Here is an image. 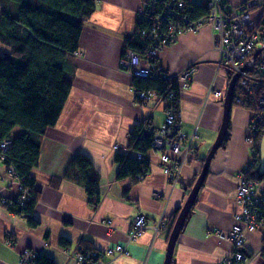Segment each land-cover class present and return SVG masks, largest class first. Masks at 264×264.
I'll list each match as a JSON object with an SVG mask.
<instances>
[{"label":"crops","instance_id":"1","mask_svg":"<svg viewBox=\"0 0 264 264\" xmlns=\"http://www.w3.org/2000/svg\"><path fill=\"white\" fill-rule=\"evenodd\" d=\"M247 1L256 23L264 12V0H229L233 5ZM143 2L94 0L92 13L82 23L78 55L71 57V67L64 71V80L71 87L68 98L56 125L41 137L38 166L31 171L38 191L32 216L37 221L35 226L13 213L12 205L2 202L16 200L18 192L10 180L0 181V264H19L26 249L35 252L38 260L44 258L46 264H78L72 256L77 248L103 252L124 243L138 214L153 223L163 211L169 218L183 205L201 169L200 160L216 139L222 122V100L207 96V88L212 85L225 94L228 72L216 67L213 33L206 27L184 33L175 44L158 51V65L170 76L194 67L190 86L178 91L180 127L183 132H195L194 154L174 187L168 184L158 155L151 150L145 153L148 175L142 181L118 180L115 157L118 153L130 154L126 151L131 132L143 121L159 126L164 112V104L155 99H137L131 90L133 79L118 69L124 41L138 28ZM0 50L6 49L0 45ZM253 54L249 55L250 61ZM241 109L234 107L230 111L228 143L211 163L178 235L170 264H218L230 253L229 242L207 231L228 233L236 225L233 216L238 211L234 196L237 175L247 170L253 156L251 150L249 156L245 141L251 116ZM19 134L21 131L14 133ZM114 145L118 147L113 149ZM78 155L89 160L90 179L97 178L95 204L83 186L66 177ZM5 172L0 164V178ZM263 237L264 227L244 234L243 252L249 258L245 264H262L259 254ZM166 244L165 229L155 240L148 230L128 247L127 255L117 256L110 264H162Z\"/></svg>","mask_w":264,"mask_h":264},{"label":"built area","instance_id":"2","mask_svg":"<svg viewBox=\"0 0 264 264\" xmlns=\"http://www.w3.org/2000/svg\"><path fill=\"white\" fill-rule=\"evenodd\" d=\"M261 6L264 9V2ZM203 7L206 9L205 14L198 17L192 16L194 9ZM250 7L248 1L233 5L229 0H199L198 2L144 0L138 12L137 31L147 41H144L145 44L140 53L126 50L119 61V68L137 80L164 78L179 90L186 89L189 87L194 67L188 66L176 75L170 76L158 65L157 53L162 48L175 44L177 38L186 32L196 33L203 27L208 28L213 33V51L217 54V66L225 67L228 73L237 75L236 95L233 100L236 105L249 107L253 112L249 121L248 140L253 143L264 125V57H257L250 61L249 55L252 54L254 47L264 44V12L259 20L253 23ZM142 23H150V33H145L139 28ZM132 92L137 95L136 90L132 89ZM173 96L172 92H168L161 97L153 91H147L139 96L141 100L152 98L162 102L165 104V112L159 126L150 125L146 121L137 125L139 138L149 141L150 150L158 155L163 174L172 187L178 184L181 170L193 153L191 152L192 144L196 137L194 131L186 133L181 130L180 113L170 105ZM215 96L219 97V93L217 92ZM11 146L12 143L9 140L0 142V156L3 157ZM117 147L114 145L113 149ZM127 152L131 153L138 163L147 165L145 154L130 149ZM252 154L255 155L254 146H252ZM254 163H256L255 159ZM4 168L5 176L1 177L0 181H11L9 184L15 186L18 192L16 202L23 209L32 200L30 191L23 184L22 179L16 175L13 165L4 166ZM147 175L148 170H143L135 180L140 182ZM239 179L240 183L235 192L238 211L234 216L241 225L235 226L229 233L215 232L218 238L226 240L231 245L230 255L218 264H245L249 258L243 252L244 234L263 226L264 175L262 178L252 180L246 177L245 172H242L239 174ZM2 202L12 205V202L8 200H2ZM19 215L25 217L23 213ZM166 221L164 214H161L153 223H149L144 214H138L125 234L124 243L116 244L103 252L80 247L74 250L72 256L78 264H110L115 256L128 254V247L146 231L150 230L155 234L161 231ZM109 223V221L106 222V224ZM37 257L35 252L26 249L20 257L19 264H37ZM106 257L109 260H105Z\"/></svg>","mask_w":264,"mask_h":264},{"label":"trees","instance_id":"3","mask_svg":"<svg viewBox=\"0 0 264 264\" xmlns=\"http://www.w3.org/2000/svg\"><path fill=\"white\" fill-rule=\"evenodd\" d=\"M93 8L94 0H0V45L6 49L0 50V142L11 141L12 146L5 154V164L14 166L16 175L32 196L23 209L16 200H8L12 202L10 209L16 214L23 213L30 226L37 224L32 216L38 191L31 171L38 166L40 139L56 125L68 98L71 87L64 80V71L71 67L70 59L78 49L82 23ZM205 13L204 7L197 8L192 16ZM139 28L150 33L151 25L142 23ZM144 41L147 39H143L136 30L124 41V51L140 53ZM132 89L153 90L161 97L172 92L174 98L170 105L178 111L179 89L171 82L158 78L133 79ZM15 129H19L21 134L14 135ZM263 135L264 125L254 141L256 163L247 170L248 179H259L264 175L258 169L259 143ZM226 141L227 136L222 144ZM128 149L143 154L150 150L149 141L139 138L136 127L129 136ZM115 161L118 164V180L130 178L134 181L143 170H148V166L138 163L131 153H118ZM91 173L89 160L78 155L73 159L66 177L83 186L88 197L93 199L91 203L95 204L98 193L94 180L97 181V178L90 179ZM179 209L167 218V233ZM259 256L264 264V237ZM46 263L44 258L37 262Z\"/></svg>","mask_w":264,"mask_h":264},{"label":"water","instance_id":"4","mask_svg":"<svg viewBox=\"0 0 264 264\" xmlns=\"http://www.w3.org/2000/svg\"><path fill=\"white\" fill-rule=\"evenodd\" d=\"M263 50H264V44L262 45L261 48L256 50V52H254V54L252 55L251 61L257 58ZM236 80H237V75H233L231 79L229 80V84H228L225 98L223 101V116H222V122H221L220 129L218 131L215 141L213 142L212 146L210 147L208 151L207 156L205 157L203 161L201 170L199 174L197 175V178L194 184L192 185V188L190 192L188 193L187 198L185 199L183 205L178 211V214L176 216V219L174 221V224L171 228V231L167 239V245H166L164 260L162 264H170L178 235L195 202L198 192L200 191V189L202 188L204 184V180L209 171L211 160L216 154L217 150L221 148L222 146L223 140L228 130V123H229L230 111H231V99H232L233 88H234ZM258 169H259L260 174H264V135L262 136L260 143H259V167Z\"/></svg>","mask_w":264,"mask_h":264},{"label":"rangeland","instance_id":"5","mask_svg":"<svg viewBox=\"0 0 264 264\" xmlns=\"http://www.w3.org/2000/svg\"><path fill=\"white\" fill-rule=\"evenodd\" d=\"M199 0H194V2H198ZM263 44H261V45H259V46H257V48H259V47H261ZM263 53H264V51H263ZM262 53V54H263ZM78 55V53L76 52L75 53V56H77ZM121 59V58H120ZM120 63V62H119ZM119 63H118V69L120 70L121 68H119ZM121 71V70H120ZM195 72V70H193V73ZM193 73H192V75H193ZM230 76V77H229ZM228 77H229V80L231 79V77H232V74L231 73H228ZM132 79H136V78H134V77H131ZM145 80V79H144ZM161 80H164L165 81V79L163 78V79H161ZM238 80V79H237ZM237 80H236V82H237ZM167 82V81H166ZM191 82H192V76H191V78H190V80H189V86H190V84H191ZM235 82V83H236ZM169 83V82H168ZM228 84H229V81H228V83H227V87H228ZM227 87H226V89H225V94H226V90H227ZM188 88V87H187ZM212 90H211V89ZM235 91H236V88H235V85H234V88H233ZM147 91H153V90H140V89H138V90H136V94L137 95H135L136 96V98L137 99H139V100H141L140 98L141 97H139V96H141L143 93H146ZM143 92V93H142ZM153 92H155V91H153ZM218 91H216V90H214L213 89V87H212V85L210 86V87H208L207 88V96L208 95H213V96H215L216 95V93H217ZM134 93V92H133ZM156 93V92H155ZM219 93V97H217V98H219V99H221L222 100V106H223V101H224V98H225V94H221L220 92H218ZM216 97V96H215ZM233 96H232V99H231V111H232V108H234V107H237V108H243V109H241V110H243V111H245V112H249V114H250V116H252L253 115V112L252 111H250V109H249V107H244L243 105H236V102L233 100ZM61 114V113H60ZM230 120H229V123H228V129L230 130L231 129V127H230V124H231V120H232V116H231V112H230V118H229ZM136 128H137V126H136ZM16 131H19V129H15L14 130V133L16 132ZM187 133V132H186ZM189 133H191V132H189ZM228 135V130H227V133H226V136ZM248 135H249V131H248ZM248 135H247V137H246V139H245V141L249 144V156H250V150H251V152H252V146H253V143L252 142H248V140H249V137H248ZM217 137V136H216ZM215 141V140H214ZM227 143H228V141H227ZM226 143V144H227ZM213 144V143H212ZM212 144H211V146H212ZM223 145V144H222ZM222 148H224V146L222 147L221 146V148H219L218 150H217V152H216V154L214 155V157L212 158V160H211V163H212V161L218 156V154H219V152L220 151H222ZM225 148H226V146H225ZM127 152V151H126ZM191 152H193L191 155H190V157H189V161L188 162H190V158H191V156L194 154V149H193V147H192V150H191ZM7 153V152H6ZM5 153V154H6ZM5 154L3 155V157H1L0 156V164L4 167V166H8V165H11V164H5ZM207 154H208V152H207ZM207 154H203L205 157L207 156ZM254 156V155H253ZM205 157H204V159H205ZM204 159H202L203 161H204ZM147 162H148V160H147ZM211 163H210V166H211ZM250 163V162H249ZM203 164V163H202ZM249 165V164H248ZM210 166H209V171H210ZM14 167V166H13ZM251 167V165L250 166H248V168H247V170L249 169ZM201 170V169H200ZM247 170H244V172H245V174H246V172H247ZM208 171V172H209ZM200 172V171H199ZM199 173H197V175H198ZM197 175H196V177H195V180H196V178H197ZM207 175H208V173H207ZM207 175H206V177H207ZM166 177V176H165ZM237 177H239V174L237 175ZM206 179V178H205ZM205 181V180H204ZM195 182V181H194ZM194 182H192L191 183V186L194 184ZM239 183H240V180L238 179V184H237V186H236V188L238 187V185H239ZM192 188V187H191ZM191 188L189 187V189H188V192H187V194L190 192V190H191ZM166 197H168V196H166ZM187 198V197H186ZM2 200H6V199H2ZM196 200V199H195ZM37 202V201H36ZM163 202H165V203H167V200H164ZM5 204H7L8 205V203H5ZM181 208V207H180ZM165 213V211H163V213H160V214H164ZM17 215H19V214H17ZM165 215V214H164ZM19 217L20 218H22V219H25V217H23L22 215H19ZM166 217V216H165ZM233 218H234V221H235V223H236V225L235 226H240L241 224L240 223H238L237 222V220H236V216H233ZM105 224H106V221L104 222ZM152 225V224H151ZM235 226H233V228L235 227ZM232 228V229H233ZM164 229L167 231L168 229H169V226L166 224V225H164V227H163V229L161 230V231H159L157 234H155L153 231H150L151 232V234H152V240H155L159 235H160V233L162 232V231H164ZM231 229V230H232ZM263 228L262 227H260V228H258V229H256V230H253V231H250V232H254V231H257V230H262ZM212 231H209L210 232V234L209 235H214L215 234V232L216 231H218V230H214V229H211ZM230 230V231H231ZM170 231H171V229L168 231V233H167V239H168V236H169V233H170ZM207 231V232H208ZM229 231V232H230ZM228 232V233H229ZM145 233H143L142 235H144ZM141 235V236H142ZM208 235V236H209ZM212 235V236H213ZM140 236V237H141ZM216 236V235H215ZM138 239V238H137ZM136 239V240H137ZM136 240H134V242L136 241ZM133 242V243H134ZM230 244V243H229ZM167 245V244H166ZM244 245V244H243ZM230 247H231V245H230ZM230 253H231V250H230ZM230 253H229V255H230ZM125 255H127V254H125ZM228 255V256H229ZM117 256H115V258H116ZM226 258V257H225ZM223 260V259H222ZM220 262V261H219Z\"/></svg>","mask_w":264,"mask_h":264},{"label":"bare ground","instance_id":"6","mask_svg":"<svg viewBox=\"0 0 264 264\" xmlns=\"http://www.w3.org/2000/svg\"><path fill=\"white\" fill-rule=\"evenodd\" d=\"M187 33V32H186ZM190 33H192V32H190ZM171 46V45H170ZM259 49V48H258ZM257 49V47L255 48H253V52L252 53H254V52H256V50H258ZM125 54V51H124V53H123V55ZM122 55V56H123ZM259 58H261L260 56H259ZM249 64H250V62H249ZM217 67V69L219 70L220 68H224L225 69V67H218V66H216ZM226 76H227V83H228V81H229V77H228V73L226 74ZM233 76V75H232ZM236 83H235V88H236ZM227 87V86H226ZM234 95H236V91L233 89V94H232V96L234 97ZM156 100V99H155ZM157 102H159L158 100H157ZM162 103V102H161ZM163 104V103H162ZM164 112H165V104H164ZM164 112H163V115H164ZM162 120H163V118H162ZM162 123V122H161ZM248 137H249V135H248ZM253 146H254V142H253ZM254 156H252V164H253V161H254ZM240 173H242V172H240ZM239 173V174H240ZM238 179H239V177H238ZM240 180V179H239ZM237 189V188H236ZM236 189H235V192H236ZM235 192H234V196H235ZM167 219V218H166ZM166 224H167V221H166Z\"/></svg>","mask_w":264,"mask_h":264}]
</instances>
